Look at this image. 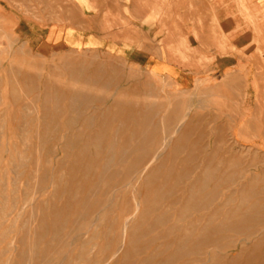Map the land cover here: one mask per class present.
<instances>
[{"label": "crops", "instance_id": "obj_1", "mask_svg": "<svg viewBox=\"0 0 264 264\" xmlns=\"http://www.w3.org/2000/svg\"><path fill=\"white\" fill-rule=\"evenodd\" d=\"M0 54L12 84L51 87L39 100L171 101L212 167L226 143L264 155V0H0Z\"/></svg>", "mask_w": 264, "mask_h": 264}, {"label": "rangeland", "instance_id": "obj_2", "mask_svg": "<svg viewBox=\"0 0 264 264\" xmlns=\"http://www.w3.org/2000/svg\"><path fill=\"white\" fill-rule=\"evenodd\" d=\"M6 58H7V56H6ZM7 75H8L7 74V59H5V55L0 54V219H1L0 220V222H1L0 223V225H1L0 226V237L2 239V240H0V264H17L18 262H19L18 264H23V263L24 264L25 263L30 264L32 260L33 261L31 264H42V261L45 262L46 264H60V263L61 264H74V263L75 264H78V263L79 264H82V263L83 264H94L97 261H99V263H101L105 259H107L109 256H111V253L113 251H115L120 246L119 236L113 237L111 239H108V238L104 239L105 236H103V235L105 232V226L103 225L104 223L102 221H100L101 217L103 215L102 212H103V208H104L103 207L104 202L106 201L105 195L111 196L114 193V190L113 191L111 189L105 190V189H103V185L101 184L102 182H99V183L97 182V184L95 185V188L92 192L93 197H91V195L89 196V193H90L89 190L90 189H87V187L89 188L88 181H85V182L81 181L80 182V181H78V179H77L78 182L74 181V179H71L73 177V175H71V173H69V172H66L65 170L68 171L70 169V166L73 167L71 163H74L76 160L81 161V162H85L88 159V158L87 159H79V158L74 157V155L78 151L82 150V147H83L82 145L86 144V142H84L85 141L84 138L83 139H77V138H75L76 135H79V133L83 135L84 133H82V132L85 131L86 129H88L87 130L88 132L94 129L92 132H95L96 130H98V128L101 127L103 130L110 131V135L112 138L116 137V139H119L117 136V131L121 130L123 128L122 124L120 123V120H123V119L125 120L126 118L129 119V123L127 126H124V128L127 130L129 129L130 131L135 132V139H136L135 141L137 142V140H138V142L136 144H138V147L140 146L139 148H137L138 150H136V154H138V156H137V158H135L136 156H134V157L124 158V159H120V158H116V157H113L115 159H113V158L107 159L108 161L110 160L113 163H114V161L115 162L125 161V163L127 162V164H124V165L120 164L121 166L119 164H115L114 166L111 165V167L113 166L112 169L118 170V169H121L124 167H130V164H128V163L136 161L137 159H138L137 162L143 163V162H147V161L151 160L152 158H154L153 156H158L160 159L158 158V159H156V161L160 160L158 162L163 163V164L167 163L164 166L166 173H163L161 175L158 174L157 175L158 180H156V182H153V184L151 185L152 189L150 186L149 194L151 195L152 199H154V196H152V195H159L160 194V192H158L159 186L161 184L160 181H162V180H160V178L163 177V178L169 179V181H168V184L170 183L168 185L169 187L178 186L177 181H176L178 178H182L183 180H186V181H184L186 184L183 182V180L181 181V183L179 185V187H180L179 190L177 188H176V190H174V189L172 190V192L170 194V196L172 194H174L171 196L172 198L169 196V199L167 197L166 200L165 199L161 200L160 197L158 196V197H156L157 206H155L154 204L149 206L150 218L152 220L156 219L159 216V214H161V215H163V214L167 215L168 214L167 216L168 217L170 216L171 218L169 217L168 221H166V223H164L166 226L164 224H163V226H161L162 224L158 225L156 229H153L151 232H149L147 234L148 237L143 236V238H142L143 240L139 243L140 245H139V250L137 253L138 256L136 255V257H135L136 262H138L139 260H141L142 258H144L146 256L153 254L157 250L160 243L163 242V240H160L159 233L164 232L163 230H165V228H167L166 230H168V228L171 225H175V224L179 227L181 225L182 226L199 225V223L203 222L201 218H203L205 216H209L211 214V211H215V209H219V210H223V211L229 210L231 208H232V210H236V207H237V209H239L240 208L239 204L242 201V196H244V195H247L248 198H249V196H254V198L250 197V199L248 200L250 202V204H252V202L254 203V201L259 200L258 201L259 203L258 204L256 203L257 205H255V209H257L258 207H259L258 209L261 208L263 210V214H264V155H259L257 153H249V152H246V154H244V152L238 153L237 149H235L234 147H232L228 143H226L225 144V147H226L225 153L221 154V155H216L214 157L215 158L214 161L215 162L218 161L219 164H221L222 166L219 164L214 166V167H212L210 164H207V166H206V163L212 162L211 151L209 150L207 152V150H206L207 145L203 142L200 135L193 134V133L186 135V132H184V130L186 128H184L182 130V127H179L178 123H176V121H175L176 119L173 120V118L170 117V114L172 113L171 105L173 104L171 101H152V102L151 101H144V100L143 101L142 100L133 101V96L131 95V89L130 88L128 89V87L124 88L123 95H118V96L115 95L114 93H104L102 91H99V90L94 91V89H92L91 94L88 91L86 96L84 94L81 95V97H87L88 100H84L82 102L76 103L74 106L75 109L69 110V108L66 109V106H69V104L72 103L69 100L63 101V105H62V103H60V105H58L59 102H62V101L39 100L42 98H48V97L52 98L53 97L51 95H45L44 94L47 89L51 88L50 86L40 85V84L36 85L34 87V92L30 93V92H27V88L25 86H22L19 83H17V80H16V82H14V84H12L11 82H13V80L11 78H7ZM49 81H52V80H49ZM61 88H66V87H61ZM81 90H83V89H81ZM56 97H58V96H56ZM68 97H73V96H68V94L62 96V98H68ZM60 98H61V96H60ZM116 98H123V104H124L123 110L120 109V107L117 108L118 102L115 100ZM135 102H137V104L139 106ZM43 105H46L47 107L49 106L48 109L46 111L40 110V109L38 110L37 107L43 106ZM135 105H136V107H135ZM91 106H93V107H91ZM152 106L153 107L155 106V107L153 108ZM129 107L130 108L132 107V109L130 110ZM30 108H32V109H30ZM81 108H82V110H81ZM114 108H117V109H114ZM157 109H158V111H157ZM144 110H145V112H144ZM96 111H98L99 116L97 115ZM131 111H133V112H131ZM103 113L104 114L108 113L111 115V117H112V123L111 124L112 125L108 124V125H106L107 127L105 125H103V123H102L103 119H104ZM34 114H36V115H34ZM54 114H55V116H53ZM63 114H64V116H63ZM86 114H87V116L89 115L88 118H90V119L87 118ZM138 114H140V115H138ZM37 115L39 116V118ZM96 115H97V117H96ZM48 116H50V117H48ZM67 116H69V117H67ZM116 117H117V119H116ZM140 117H142V118L140 119ZM95 118H98V119L96 120ZM91 119H93V120H91ZM160 119H162V120H160ZM140 120H142L141 123H140ZM164 121H165V123H164ZM169 121H171V122H169ZM145 122L147 123V125ZM162 122H163V124H162ZM168 122H169V125H168ZM86 123H89V124L85 125ZM153 123H154V125H152ZM171 123L173 126H171ZM38 124H40V125H38ZM80 124H81V126H80ZM148 124L151 127H149ZM164 124H166V125H164ZM104 126H105V128H104ZM111 126H113V127H111ZM142 126H143V128H141ZM166 126H168V127H166ZM169 126H171V127H169ZM175 127L178 129H176ZM90 128H92V129H90ZM156 128H158V129H156ZM39 129H40V131H42L41 133H37V131ZM142 129L145 132H143ZM72 130L74 133L72 132ZM148 130H149V132L146 133ZM177 130H179L180 132L179 131L177 132ZM193 130H195V129H193ZM141 131L143 132L144 135H142ZM172 132H174V133L172 134ZM92 134H94V133H92ZM170 134H172V135H170ZM65 135H66V137H67V135H69L70 139H69L68 143L70 145V148L72 147V149H70L68 152L70 156L68 155L67 157L66 156L64 157V155L62 154V151H61L62 145L65 144V142H66L62 136H65ZM129 135H131V132H130V134H128V136ZM160 135H161V137H160ZM142 136H145V137H142ZM198 137H199V139H198ZM39 138H40V140L42 139V142H40ZM45 138H46V140H48L47 141L48 143L45 141ZM174 138H177V139H174ZM163 139H165V140H163ZM179 139L180 140L183 139V140L181 142H179ZM158 140H159V142H158ZM43 142H45V143H43ZM195 142H197V143H195ZM142 146L144 148H142ZM93 148L94 147H92V149H91V152H92L91 156L93 158V161L97 162V163L102 162V161L106 162V158L98 157L96 154L97 151L95 150V148L94 149ZM38 149H40V150H38ZM92 150H94V151H92ZM190 150H192L193 153ZM227 151H228V155L226 154ZM237 153H238V156H237ZM170 154H171V156H170ZM29 155H30V157H29ZM160 155H162V156H160ZM193 155H194V157H193ZM196 155H198V156H196ZM184 156H186V157H184ZM224 156H226L227 158H225ZM41 157H42V159H41ZM162 157H164V159L168 158L167 159L168 161L166 159L164 160ZM235 157H236V159H238V161L240 163L235 159ZM95 158H96V160H94ZM37 159H39V161ZM126 159H127V161H126ZM228 159H230L233 162H230ZM64 161H65V163H64ZM179 163H184V164L187 163L188 167L187 166L182 167L183 170L181 172V170H180L181 167L178 165ZM238 163H239V165H237ZM192 164L194 166H192ZM39 165H40V167H39ZM117 165H119V166H117ZM23 166H25V167H23ZM36 166L38 167V169ZM99 166H100L99 164L94 165L93 168L96 171V173H94L92 177L95 179H101L104 177L105 178L106 177L112 178V179H114V181H110V184H112V185H116V184L118 185L119 183H121V181H119V179L125 178L126 176H127V178L128 177L139 178L138 174L130 176V175H126V174L123 175V174H120L118 172H114L110 175H104L103 176L101 174H97L100 170H102V168H104L103 166H100V168H99ZM21 167H22V169H21ZM61 167H64L65 169L62 171V170H60ZM97 167H98V169H97ZM23 168H25V169L23 170ZM35 168H36V170H35ZM83 168L85 169V168H87V166L82 165L81 170H83ZM224 168H225V170H224ZM39 170H40V172H39ZM207 170H208V173H205V171H207ZM233 170L235 173L233 172ZM223 171H224V173H223ZM24 172H26V173H24ZM45 172H46V174H43ZM229 172H231L232 174ZM47 173L48 174L50 173V174L48 175ZM117 173H118V175H117ZM176 173H177V175H174ZM76 174H75L76 177L82 176L81 173L77 172ZM119 174H120V176H119ZM202 174L204 175V178H203ZM113 175L115 178L113 177ZM239 175H241V176H239ZM36 176H37L38 180H37ZM189 176H190V178H189ZM117 177H118V179L116 180ZM210 177L211 178L213 177V180ZM16 178H18V179H16ZM66 178H68V179H66ZM207 178H209V179H207ZM29 179H31V181H29ZM39 179H40V181L41 180L42 181L40 182ZM46 179H47V182L49 181L48 183L46 182ZM54 179H62L61 181L59 180V184H58L57 188H59L60 190L58 189L57 194H55L56 188L52 187V183H53ZM204 179L205 180L207 179L206 180L207 183ZM229 179L231 180L232 183L230 182ZM233 179H234V181H232ZM70 180L72 182H70ZM195 180H198L199 183L201 184V185L198 184L199 185V192L200 193H201V191L204 192L203 197H204V195L206 196L205 199L207 200V203L203 206H199L197 204L198 203L197 202L194 205L188 207L189 211L185 214L186 215L185 218L179 220L178 218L181 216L180 212H181L182 208H184V206H183L184 196L187 195L189 185H191L192 182H194ZM31 182H33V184H31ZM125 182L126 181H123V184H125ZM135 182H136L135 184L138 187V189L143 186L142 181H135ZM226 182H228V183H226ZM252 182L254 184H252ZM81 183L84 185V188H83V185H80ZM211 183L213 184V186ZM219 183H220V185H219ZM35 184H36V186H35ZM38 185H39V187H38ZM72 185H73V187H72ZM156 185L158 188L156 187ZM32 186H34V187H32ZM202 186H204V187H202ZM207 186H209V187H207ZM28 187H29V190H28ZM40 187H42V188H40ZM62 187H63V189H62ZM70 187L72 188L73 191L70 190L71 189ZM75 187H77V188H75ZM212 187H214V188L212 189ZM228 187H229V189H228ZM241 187L243 188V190H241L242 189ZM201 188H202V190L200 191ZM217 188H219V189L221 188V189L216 190ZM239 188H241V189H239ZM78 189H80V190H78ZM156 189H157V191H156ZM69 190H70L71 194H70ZM42 191H43V193H42ZM214 191H216V192H214ZM84 192H85V194H84ZM86 192H87V194H86ZM123 192H125V193H123ZM126 192H128V191L125 188H123L122 193L124 196H125ZM208 192L210 195L208 194ZM217 192H219V194H217ZM74 193H75V195H74ZM141 193H142V195H141ZM146 193H147V189H145L143 186V188H141L139 190V194H140L139 199L141 201L143 200L142 198ZM215 194L219 195V196H216ZM230 194L231 195L233 194L232 196H234V197H232ZM78 195H80L81 197H79ZM86 195H87V198H86ZM127 195H128V193L126 194L125 199L127 198ZM239 195H241V196L239 197ZM66 196L67 197L69 196V197L67 198ZM74 196H76V198H77L76 200L82 199L84 201L85 200L88 201L89 200L88 196H89L91 198V202L94 203V205L92 207H88L87 208L88 210L83 205L80 206V208H79V206H76L77 208L75 207V208H72L71 210H67L68 212L65 215L64 220L61 222L60 227L56 229L53 226L54 224L52 222H50L51 228H49V230H47L46 233H48V235H46L44 237V238H47V239H45L46 241L44 239H43V241L38 240V238L36 237V234L34 235V233H36L38 226H39V222L36 220H38L40 217H42V214H44L43 211L44 212L50 211L53 207L52 202H54L55 200H56L55 202H57V204L62 205L66 201H69L70 199H71L70 201H72V198H75ZM181 196H183V198ZM53 197H54V199H53ZM203 197H199V199H197V201H199L200 199L202 200ZM61 199H63V200H61ZM180 200H181V202H180ZM42 201H43V204H42ZM173 201H175V202H173ZM178 201H179V203H178ZM261 201H262V203H261ZM225 202H228V204H229V202H231V203L233 202V203L232 204L230 203L228 206H225L224 205ZM174 203H176V204H174ZM237 204H238V206H237ZM46 205L47 206L49 205L47 207L48 209L46 208ZM169 205H171L172 208ZM33 206H35V207H33ZM94 206H95V208H94ZM37 207H38V209H37ZM153 207H154V209H153ZM42 208H43V210H42ZM155 209H156V211H155ZM193 209H195V211ZM241 209L242 210H248V209H250V206L248 204V205H245L244 207H242ZM74 210L77 212H74ZM163 211H164V213H163ZM29 212L31 213V216H29L30 215ZM78 213H79V215H76ZM5 214L7 215V217H5L6 216ZM80 214H82V215H80ZM173 214H175V215H173ZM33 216L34 217L36 216V220H34V224L32 223ZM74 216H76V217H74ZM70 218H71V220H70ZM25 220L27 221L26 223H25ZM199 220H201V221H199ZM2 221H3V223H2ZM28 221H30V223ZM91 221H92V223H91ZM170 221H171V223H170ZM183 221H185V222H183ZM93 222H94V224H93ZM98 222H100L101 224ZM67 223H68V229H66ZM74 223H75V225H74ZM23 224H25L26 226ZM28 224H29V226H28ZM84 224L85 225L87 224V225L85 226ZM119 225H120V223H119ZM81 226L82 227L84 226V227L81 228ZM262 226H264V222L256 224V227H258L259 229ZM28 227H31V228H28ZM52 227H53V229H52ZM24 229H26V230H24ZM117 230L119 231L120 228L117 227ZM65 231H66V233L64 234ZM61 232H62V234H61ZM100 232H102V235H99ZM86 233H87V235H85ZM181 233H182V231L177 232V234H179V235ZM49 234H51V235H49ZM5 235H7V236H5ZM15 235H16V238H15ZM27 235H28V237H26ZM84 235L86 237H84ZM24 236L26 237V239ZM66 236H68V237H66ZM224 236L225 237H223L219 241L223 246H225L227 248V250L223 253V255L232 258L235 255L239 254V252L242 248L241 245H243V244H238L237 246H233L234 242L238 241V235L234 232H228V233H225ZM95 237H97L98 239ZM228 237H230V238L227 239ZM156 238H157V240H156ZM35 239H37V240H35ZM22 240L25 242V245L21 244ZM50 240L53 241V242H51V244L49 242ZM158 240H160V241L158 242ZM255 240H256V238L250 237V238H247L244 241V243L246 242L248 244V243L254 242ZM63 241L64 242L66 241V243H64ZM109 241H111V243ZM12 242L14 245L13 248H11V245H10ZM44 242H45V244H44ZM147 242H149V243L146 244ZM156 242H158V243L156 244ZM229 242H231V243L229 244ZM107 243H108V245H107ZM151 243L152 244L154 243L153 245H155V246L153 247V245ZM40 244H41V246H40ZM95 244L96 245L99 244V248L102 249L101 253H99L98 252L99 250H97L99 248H96L95 251L93 250V247L95 246ZM22 245H23V248H22ZM34 245L36 247H34ZM37 245H39V247ZM142 245H143V247H142ZM4 246L6 248H4ZM24 246L25 247L27 246V247L25 248ZM47 246H48V248H47ZM105 246L109 247L108 251H105ZM30 248H31V250L34 249L33 250L34 253L33 254L28 253L29 256L26 254L25 257L26 258L28 257L27 258L28 260H26L24 257V254H19V253L24 251V249L30 250ZM37 248L40 250H38ZM143 248H144V250H142ZM79 249H80V251H79ZM4 250H5V252H4ZM49 250H50V252H49ZM18 251H20V252H18ZM54 251H55V253H53ZM68 252H69V254H68ZM3 253L4 254L7 253L6 256ZM46 253H48V254H46ZM165 253H168V254H165ZM165 253H164L165 255L164 254L161 255L162 256L161 258L165 259L169 255V252H165ZM66 254H68V255H66ZM78 254L80 255L79 257L81 260L79 259ZM10 255H12V256H10ZM33 255H35V256H33ZM8 256L12 262L8 259ZM20 256H22L24 261L22 260V258ZM48 257L51 260L48 259ZM71 257H72V259H70ZM101 257H103V258H101ZM200 257H201V255H199V256L198 255H191V256L187 257V259L188 258L189 259H199ZM86 259H87V261H86ZM44 260H46L47 262ZM176 262L177 263H175V264H181V263L183 264L184 263L183 260H178ZM45 263H43V264H45Z\"/></svg>", "mask_w": 264, "mask_h": 264}, {"label": "bare ground", "instance_id": "obj_3", "mask_svg": "<svg viewBox=\"0 0 264 264\" xmlns=\"http://www.w3.org/2000/svg\"><path fill=\"white\" fill-rule=\"evenodd\" d=\"M26 4V3H25ZM20 5H21V3H20ZM62 5V4H61ZM36 9V8H35ZM73 9V8H72ZM31 11V10H30ZM38 11V10H37ZM37 11H36V13H37ZM70 11V10H69ZM73 11V10H72ZM62 12V11H61ZM71 12V11H70ZM75 13V12H74ZM76 14V13H75ZM40 15V14H39ZM38 15V16H39ZM37 16V15H36ZM127 20V19H126ZM128 21V20H127ZM129 22V21H128ZM76 24V23H75ZM258 38V37H257ZM122 39H123V37H122ZM120 41V40H119ZM121 42V41H120ZM259 42V41H258ZM182 43H184V42H182ZM120 45V44H119ZM187 46V45H186ZM186 56V55H185ZM191 57V56H190ZM186 61H188V60H186ZM73 65V64H72ZM76 65V64H75ZM74 65V66H75ZM222 66V65H221ZM76 67V66H75ZM97 67V66H96ZM100 67V66H99ZM67 69H68V67H67ZM73 69V68H72ZM88 69V68H87ZM25 70V69H24ZM99 72V71H98ZM15 73V72H14ZM84 73V72H83ZM89 73V72H88ZM101 73V72H100ZM193 73V72H192ZM70 75V74H69ZM84 75H89V74H84ZM91 75V74H90ZM93 75V74H92ZM101 75V74H100ZM22 77V76H21ZM70 77H71V75H70ZM94 77V76H93ZM92 77V78H93ZM99 77V76H98ZM228 77V76H227ZM26 78H27V76H26ZM85 78V77H84ZM21 79H23V77L21 78ZM72 79H73V77H72ZM29 80V79H28ZM77 80V79H76ZM92 80V79H91ZM90 80V81H91ZM28 82V81H27ZM228 82V81H227ZM29 84V83H28ZM28 86H30V85H28ZM132 87V86H131ZM130 87V88H131ZM134 87V86H133ZM89 88H90V86H89ZM110 91H111V89H109ZM69 91H71V90H69ZM95 91V90H94ZM51 92V91H50ZM49 92V93H50ZM132 92V91H131ZM53 93V92H52ZM59 93V92H58ZM107 93H109V91L107 92ZM133 93V92H132ZM74 97H73V99L70 101V102H72L71 104H69V106H66V109H68L69 108V110L70 109H75L74 108V106H75V104L76 103H78V102H82V101H84L83 100V97H81V95L83 94V90H80V89H74ZM59 95H60V93H59ZM131 95H133V94H131ZM61 96V95H60ZM62 96H63V93H62ZM62 96H61V98H62ZM130 96V95H129ZM136 96V95H135ZM40 98V97H39ZM38 98V99H39ZM48 98H50V99H52L51 97H48ZM55 98V97H54ZM58 98V97H57ZM70 98H72V97H70ZM129 98V97H128ZM137 98V97H136ZM130 99V98H129ZM139 99H141V98H139ZM146 99V98H145ZM149 98H147V100H148ZM44 100V99H43ZM55 100H56V98H55ZM59 101L61 100L60 98L58 99ZM105 100V99H104ZM133 100H135V99H133ZM45 101H48V99L47 100H45ZM52 101V100H51ZM151 102H152V100H150ZM37 102V101H36ZM69 102V103H70ZM50 103V102H49ZM60 103H62V105H63V101L62 102H59V104L58 105H60ZM136 104H137V102H135ZM134 103V104H135ZM139 103V102H138ZM133 104V105H134ZM152 104V103H151ZM51 105V104H50ZM138 105V104H137ZM147 105V104H146ZM155 105V104H154ZM38 106V105H37ZM85 106V105H84ZM139 106V105H138ZM143 106V105H142ZM49 107V106H48ZM48 107L46 106V105H43V106H39V107H37L38 108V110L40 109V110H44V111H46L47 109H48ZM62 107V106H61ZM91 107H93V106H91ZM97 107V106H96ZM120 107V109H124V104H123V101H118V103H117V108H119ZM135 107H136V105H135ZM144 107V106H143ZM153 107V106H152ZM155 107V106H154ZM153 107V108H154ZM60 108V107H59ZM100 108V107H99ZM106 108V107H105ZM104 108V109H105ZM117 108H114V109H117ZM130 108V107H129ZM128 108V109H129ZM146 108V107H145ZM158 108V107H157ZM30 109H32V108H30ZM103 109V108H102ZM101 109V110H102ZM132 109V107L130 108V110ZM147 109V108H146ZM37 110V111H38ZM81 110H82V108H81ZM80 110V111H81ZM89 110V109H88ZM98 110V109H97ZM142 110V109H141ZM154 110V109H153ZM72 111V110H71ZM95 111V110H94ZM115 111V110H114ZM117 111V110H116ZM157 111H158V109H157ZM36 112V111H35ZM53 112V111H52ZM51 112V113H52ZM62 112V111H61ZM70 112V111H69ZM97 112V115H98V111H96ZM126 112V111H125ZM131 112H133V111H131ZM144 112H145V110H144ZM143 112V113H144ZM150 112V111H149ZM167 112V111H166ZM196 112V111H195ZM38 113V112H37ZM64 113V112H63ZM119 113V112H118ZM137 113V112H136ZM69 114V113H68ZM94 114V113H93ZM104 114V113H103ZM149 114V113H148ZM162 114V113H161ZM34 115H36V114H34ZM43 115V114H42ZM52 115V114H51ZM97 115H96V117H97ZM127 115V114H126ZM125 115V116H126ZM138 115H140V114H138ZM146 115V114H145ZM166 115V114H165ZM38 116V115H37ZM53 116H55V114L53 115ZM52 116V117H53ZM63 116H64V114H63ZM62 116V117H63ZM74 116V115H73ZM86 116H87V114H86ZM89 116V115H88ZM88 116H87V118H88ZM99 116V115H98ZM117 116V115H116ZM143 116V115H142ZM172 116V115H171ZM183 116V115H182ZM42 117V116H41ZM48 117H50V116H48ZM67 117H69V116H67ZM94 117V116H93ZM103 117H104V119H103V125H108V124H110V125H112L111 123H112V117H111V115L110 114H104L103 115ZM115 117V116H114ZM139 117V116H138ZM146 117V116H145ZM164 117V116H163ZM166 117V116H165ZM172 117H174V116H172ZM186 117V116H185ZM193 117V116H192ZM38 118H39V116H38ZM99 118V117H98ZM98 118H95L96 120L98 119ZM136 118V117H135ZM142 117H140V119H141ZM148 118V117H147ZM157 118V117H156ZM176 118V117H175ZM182 118H184V117H182ZM181 118V119H182ZM49 119V118H48ZM74 119V118H73ZM85 119V118H84ZM88 119H90V118H88ZM116 119H117V117H116ZM171 119V118H170ZM190 119V118H189ZM38 120V119H37ZM42 120V119H41ZM82 120V119H81ZM91 120H93V119H91ZM138 120V119H137ZM136 120V121H137ZM146 120V119H145ZM156 120V119H155ZM160 120H162V119H160ZM172 120V119H171ZM174 120V119H173ZM172 120V121H173ZM184 120V119H183ZM182 120V121H183ZM192 120H193V118H192ZM51 121V120H50ZM88 121V120H87ZM141 121L142 120H140V123H141ZM154 121V120H153ZM188 121V120H187ZM40 122V121H39ZM133 122V121H132ZM169 122H171V121H169ZM169 122H168V125H169ZM42 123V122H41ZM49 123V122H48ZM79 123V122H78ZM93 123V122H92ZM120 123L122 124V126H123V128L121 129V130H118L117 131V136H118V138L119 139H116V137L115 138H112L111 137V135H110V131H108V130H103L101 127L100 128H98V130H96L95 132H92L93 130H91V131H87L88 129H84L85 131H83L82 133H84L83 135L82 134H80L79 133V135H76L75 136V138H77V139H85V141L84 142H86V144L85 145H82L81 147H82V150L81 151H78L75 155H74V157H76V158H79V159H87L85 162H81V161H75L74 163H71L72 164V166L73 167H71L70 166V169L67 171V170H65L66 172H69V173H71V175H73V177L71 178V179H74V181H77V179H78V181H82V182H85V181H88V184H89V188L87 187V189H90L89 190V196L91 195V197H93L92 196V192H93V190H94V188H95V185L97 184V182L99 183V182H102L101 184L103 185V189H107V190H109V189H111L112 191L114 190V193L111 195V196H108V195H105V197H106V201L104 202V208H103V212H102V217H101V220L100 221H102L104 224V226H105V232H104V235L103 236H105L104 237V239L105 238H108V239H111V238H113V237H117V236H119V238H120V240H119V242H120V246L115 250V251H113L112 253H111V256H109L107 259H105L103 262H101V263H99V261H97V262H95L94 264H175V263H177L176 261H178V260H183L184 261V263L183 264H264V226H262V227H260V229L258 228V227H256V224H258V223H263L264 222V214H263V210L260 208V209H255V205H257L259 202V200L258 201H254V203L252 202V204H250V202L248 201L249 199H250V197H252V198H254V196H249V198H248V196L247 195H244V196H242V201L240 202V204H239V206H240V208L239 209H237V207H236V210H232V208L231 209H229V210H226V211H223V210H219V209H215V211H211V214L209 215V216H205V217H203V218H201L202 219V221L203 222H201V223H199V225H187V226H177L176 224L175 225H171L169 228H168V230H166L167 228H165V230H163L164 232H160L159 233V235H160V240H163V242L162 243H160V245L158 246V248H157V250L153 253V254H151V255H149V256H146V257H144V258H142L141 260H139L138 262H136V260H135V257H136V255H137V253H138V250H139V243L143 240L142 238H143V236H147V234L149 233V232H151L153 229H156L157 228V226L158 225H161V226H163V224L164 223H166V221H168V219H169V217L166 215V214H163V215H161V214H159V216L156 218V219H151L150 218V209H149V206L150 205H152V204H154L155 206H157V202H156V197H160V199L162 200V199H165L166 200V198L168 197V199H169V196H170V194H171V192H172V190L174 189V190H176V188L179 190L180 189V187H179V185H180V183H181V181L183 180L182 178H178L176 181H177V184H178V186H171V187H169L168 185L170 184H168V181H169V179H166V178H160V180H162V181H160L161 182V184H160V186H159V191L158 192H160V194L159 195H152V196H154V199H152L151 198V195L149 194V189H150V186L153 184V182H156V180H158L157 179V175L159 174V175H161V174H163V173H166V170H165V165L167 164V163H165V164H163V163H160V162H158V161H160V160H158V161H156V159H158L159 157L158 156H153L154 158H152L151 160H149V161H147V162H143V163H140V162H137V160L136 161H133V162H130V163H128V164H130V167H124V168H121V169H118V170H113L112 168H113V166L115 165V164H121V165H124V164H127V162L125 163V161H121V162H115L114 161V163L112 162V161H108L107 159H111V158H113V157H116V158H120V159H124V158H129V157H134V156H136L135 158H137V156H138V154H136V150H138L137 148H139L138 147V144H136L137 142H138V140H137V142L135 141L136 139H135V132L134 131H130L129 129V131L127 130V129H125L124 128V126H127L128 125V123H129V119L128 118H126L125 120L123 119V120H120ZM146 123V122H145ZM164 123H165V121H164ZM173 123V122H172ZM172 123H171V126H173L172 125ZM176 123H178V122H176ZM193 123V122H192ZM65 124V123H64ZM87 124H89V123H86L85 125H87ZM95 124V123H94ZM133 124V123H132ZM162 124H163V122H162ZM174 124V123H173ZM179 124V123H178ZM197 124V123H196ZM38 125H40V124H38ZM101 125V124H100ZM99 125V126H100ZM143 125V124H142ZM146 125H147V123H146ZM149 125V124H148ZM152 125H154V123L152 124ZM164 125H166V124H164ZM181 125V124H180ZM80 126H81V124H80ZM105 126H104V128H105ZM117 126V125H116ZM144 126V125H143ZM143 126L141 127V128H143ZM171 126H169V127H171ZM195 126V125H194ZM65 127V126H64ZM98 127V126H97ZM107 127V126H106ZM111 127H113V126H111ZM121 127V126H120ZM130 127V126H129ZM135 127V126H134ZM149 127H151L150 125H149ZM157 127V126H156ZM166 127H168V126H166ZM179 127H181V126H179ZM184 128H186L185 126H183ZM68 128V127H67ZM176 128V127H175ZM191 128V127H190ZM194 128V127H193ZM90 129H92V128H90ZM138 129V128H137ZM156 129H158V128H156ZM165 129V128H164ZM172 129V128H171ZM176 129H178V128H176ZM188 129V128H187ZM186 129V130H187ZM48 130V129H47ZM67 130V129H66ZM81 130V129H80ZM110 130V129H109ZM143 130V129H142ZM146 130V129H145ZM153 130V129H152ZM190 130V129H189ZM36 131V130H35ZM139 131V130H138ZM158 131V130H157ZM176 131V130H175ZM179 130H177V132H178ZM182 131V130H181ZM188 131V130H187ZM219 131V130H218ZM42 131H40V129L37 131V133H41ZM53 132V131H52ZM55 132V131H54ZM62 132V131H61ZM71 132V131H70ZM72 132H73V130H72ZM78 132V131H77ZM130 132H131V135H129L128 136V134H130ZM142 132V131H141ZM140 132V133H141ZM143 132H145L144 130H143ZM143 132H142V135H144L143 134ZM149 132V130L146 132V133H148ZM156 132V131H155ZM180 132V131H179ZM193 132V131H192ZM64 133V132H63ZM74 133V132H73ZM92 133H94V134H92ZM174 132H172V134H173ZM60 134V133H59ZM127 134V135H126ZM157 134V133H156ZM172 134H170V135H172ZM221 134V133H220ZM48 135V134H47ZM147 135V134H146ZM163 135V134H162ZM181 135V134H180ZM187 135V134H186ZM113 136V135H112ZM131 136V137H130ZM140 136V135H139ZM149 136V135H148ZM185 136V135H184ZM64 139H65V144H63L62 145V147H61V151H62V154L64 155V157L66 156H68L69 155V150L70 149H72V147L70 148V145H69V143H68V141H69V139H70V137H69V135H67V137H66V135L65 136H62ZM142 137H145V136H142ZM160 137H161V135H160ZM173 137V136H172ZM177 137V136H176ZM32 138V137H31ZM34 138V137H33ZM36 138V137H35ZM48 138V137H47ZM50 138V137H49ZM140 138V137H139ZM185 138V137H184ZM183 138V139H184ZM219 138H223V137H219ZM60 139V138H59ZM142 139V138H141ZM140 139V140H141ZM162 139V138H161ZM174 139H177V138H174ZM182 139V140H183ZM199 139V138H198ZM220 139V140H221ZM27 140V139H26ZM39 140H40V138H39ZM58 140V139H57ZM139 140V141H140ZM163 140H165V139H163ZM182 140H180L179 139V142H181ZM187 140V139H186ZM190 140V139H189ZM218 140V139H217ZM45 141L47 142L48 140H46V138H45ZM223 141H225V139H223ZM40 142H42V139L40 140ZM82 142V141H81ZM158 142H159V140H158ZM162 142V141H161ZM220 142V141H219ZM222 142V141H221ZM43 143H45V142H43ZM42 143V144H43ZM48 143V142H47ZM165 143V142H164ZM186 143V142H185ZM195 143H197V142H195ZM41 144V145H42ZM74 144V143H73ZM82 144V143H81ZM216 144V143H215ZM220 144H222V143H220ZM224 144V143H223ZM222 144V145H223ZM148 145V144H147ZM164 145V144H163ZM198 145V144H197ZM234 145H236V144H234ZM45 146V145H44ZM59 146V145H58ZM61 146V145H60ZM180 146V145H179ZM216 146V145H215ZM80 147V146H79ZM92 147H94L95 148V150L97 151L96 152V154H97V156L98 157H103V158H106V162H94L93 161V158H92V156H91V149H92ZM165 147V146H164ZM203 147V146H202ZM224 147V146H223ZM93 148V149H94ZM142 148H144L143 146H142ZM175 148V147H174ZM33 149V148H32ZM147 149V148H146ZM180 149V148H179ZM178 149V150H179ZM231 149V148H230ZM233 149V148H232ZM243 149V148H242ZM38 150H40V149H38ZM60 150V149H59ZM171 150V149H170ZM245 150V149H244ZM92 151H94V150H92ZM165 151V150H164ZM174 151V150H173ZM192 153H193V151L192 150H190ZM215 151V150H214ZM213 151V152H214ZM243 151V150H242ZM248 151V150H247ZM71 152V151H70ZM159 152V151H158ZM219 152V151H218ZM233 152V151H232ZM231 152V153H232ZM241 152V151H240ZM41 153V152H40ZM94 153V152H93ZM161 153V152H160ZM175 153V152H174ZM239 153V152H238ZM238 153H237V156H238ZM202 154V153H201ZM227 155H228V151H227V153H226ZM234 154V153H233ZM244 154H246L245 152H244ZM42 155V154H41ZM40 155V156H41ZM155 155V154H154ZM169 155V154H168ZM192 155V154H191ZM205 155V154H204ZM210 155V154H209ZM241 155V154H240ZM70 156V155H69ZM160 156H162V155H160ZM170 156H171V154H170ZM196 156H198V155H196ZM244 156V155H243ZM25 157V156H24ZM27 157V156H26ZM29 157H30V155H29ZM174 157V156H173ZM178 157V156H177ZM181 157V156H180ZM179 157V158H180ZM184 157H186V156H184ZM183 157V158H184ZM193 157H194V155H193ZM208 157V156H207ZM225 158H227L226 156H224ZM234 157V156H233ZM44 158V157H43ZM163 159H164V157H162ZM170 158V157H169ZM198 158V157H197ZM41 159H42V157H41ZM69 159V158H68ZM113 159H115V158H113ZM145 159V158H144ZM160 159V158H159ZM166 159V158H165ZM164 159V160H165ZM168 159V158H167ZM166 159V160H167ZM196 159V158H195ZM218 159V158H217ZM231 159V158H230ZM230 159H228L230 162H233V161H231ZM235 159H236V157H235ZM38 161H39V159H37ZM94 160H96V158L94 159ZM99 160V159H98ZM135 160V159H134ZM171 160V159H170ZM203 160V159H202ZM237 161H238V159H236ZM51 161V160H50ZM84 161V160H83ZM126 161H127V159H126ZM168 161V160H167ZM195 161V160H194ZM198 161V160H197ZM62 162V161H61ZM67 162V161H66ZM173 162V161H172ZM214 162V161H213ZM239 162V161H238ZM37 163V162H36ZM60 163V162H59ZM64 163H65V161H64ZM68 163V162H67ZM66 163V164H67ZM170 163V162H169ZM177 163V162H176ZM202 163V162H201ZM219 163V162H218ZM217 163V164H218ZM240 163V162H239ZM239 163L237 164V165H239ZM40 164V163H39ZM42 164V163H41ZM97 164H99L100 166H103L104 168H102V170H100L97 174H101V175H110V174H112V173H114V172H118V173H120V174H123V175H135V174H138V176H139V178H134V177H128L127 178V176L125 177V178H121V179H119V181H121V183H119L118 185L116 184V185H112V184H110V181H114V179H112V178H108V177H104V178H101V179H95V178H93L92 176H93V174L94 173H96V171L94 170V165H97ZM194 164V163H193ZM192 164V166H194ZM197 164V163H196ZM195 164V165H196ZM200 164V163H199ZM214 164V163H213ZM23 165V164H22ZM21 165V166H22ZM36 165V164H35ZM61 165V164H60ZM82 165H86L87 166V168H83V170H81V166ZM111 165H113L112 167H111ZM119 165H117V166H119ZM120 165V166H121ZM173 165V164H172ZM181 168H180V170H181V172H182V167H184V166H187L188 167V164L186 163V164H184V163H179L178 164ZM216 165V164H215ZM219 165H221V164H219ZM38 166V165H37ZM36 166V167H37ZM100 166H99V168H100ZM206 166H207V164H206ZM222 166V165H221ZM23 167H25V166H23ZM39 167H40V165H39ZM42 167V166H41ZM45 167V166H44ZM66 167V166H65ZM168 167V166H167ZM171 167V166H170ZM201 167V166H200ZM233 167V166H232ZM176 168V167H175ZM190 168V167H189ZM227 168V167H226ZM230 168V167H229ZM21 169H22V167H21ZM25 168H23V170H24ZM37 169H38V167H37ZM49 169V168H48ZM58 169V168H57ZM65 168L64 167H61L60 168V170H64ZM97 169H98V167H97ZM179 169V168H178ZM228 169V168H227ZM231 169V168H230ZM229 169V170H230ZM11 170V169H10ZM15 170V169H14ZM35 170H36V168H35ZM47 170V169H46ZM224 170H225V168H224ZM235 170V169H234ZM234 170H233V172H234ZM26 171V170H25ZM57 171V170H56ZM190 171V170H189ZM14 172V171H13ZM16 172V171H15ZM39 172H40V170H39ZM49 172V171H48ZM81 173V175L82 176H80V177H76V173ZM179 172V171H178ZM220 172V171H219ZM218 172V173H219ZM227 172V171H226ZM232 172V171H231ZM231 172H229V173H231ZM232 172V173H233ZM238 172V171H237ZM19 173V172H18ZM24 173H26V172H24ZM23 173V174H24ZM118 173H117V175H118ZM170 173V172H169ZM173 173V172H172ZM191 173V172H190ZM205 173H208V170L207 171H205ZM223 173H224V171H223ZM228 173V174H229ZM231 173V174H232ZM235 173V172H234ZM246 173V172H245ZM17 174V173H16ZM43 174H46V172L45 173H43ZM42 174V175H43ZM48 174V173H47ZM50 174V173H49ZM48 174V175H49ZM76 174V175H75ZM120 174H119V176H120ZM179 174V173H178ZM222 174V173H221ZM239 174V173H238ZM22 175V174H21ZM35 175V174H34ZM55 175V174H54ZM174 175H177V173L176 174H174ZM244 175V174H243ZM23 176V175H22ZM46 176V175H45ZM202 176H203V178H204V175L202 174ZM230 176V175H229ZM239 176H241V175H239ZM18 177V176H17ZM113 177H114V175H113ZM233 177V176H232ZM231 177V178H232ZM23 178V177H22ZM36 178H37V176H36ZM97 178V177H96ZM99 178V177H98ZM115 178V177H114ZM173 178V177H172ZM189 178H190V176H189ZM199 178V177H198ZM211 178V177H210ZM261 178V177H260ZM16 179H18V178H16ZM42 179V178H41ZM49 179V178H48ZM66 179H68V178H66ZM118 179V177L116 178V180ZM207 179H209V178H207ZM206 179V180H207ZM212 180H213V177L211 178ZM220 179V178H219ZM226 179V178H225ZM262 179V178H261ZM37 180H38V178H37ZM59 180L61 181L62 179H54V181H53V183H52V187H55L56 188V190H55V194H57L58 193V189L59 188H57L58 187V184H59ZM202 180V179H201ZM205 180V179H204ZM205 180V181H206ZM230 180V179H229ZM13 181V180H12ZM29 181H31V179H29ZM39 181H40V179H39ZM42 181V180H41ZM40 181V182H41ZM65 181V180H64ZM77 181V182H78ZM118 181V182H119ZM123 181H126L125 182V184H123ZM135 181H142L143 182V186H144V188L145 189H147V193L143 196V200L141 201L139 198V196H140V194H139V190L141 189V188H143V186L141 187V188H139L138 189V187L136 186V182ZM172 181V180H171ZM184 181H186V180H183V182ZM215 181V180H214ZM232 181H234V179L232 180ZM45 182V181H44ZM46 182H47V179H46ZM49 182V181H48ZM47 182V183H48ZM70 182H72L71 180H70ZM158 182V181H157ZM230 182H231V180H230ZM51 183V182H50ZM63 183V182H62ZM87 183V182H86ZM185 183V182H184ZM183 183V184H184ZM205 183V182H204ZM206 183H207V181H206ZM209 183V182H208ZM213 183V182H212ZM211 183V184H212ZM226 183H228V182H226ZM232 183V182H231ZM230 183V184H231ZM257 183V182H256ZM31 184H33V182H31ZM39 184V183H38ZM73 184V183H72ZM85 184V183H84ZM100 184V185H101ZM172 184V183H171ZM176 184V185H177ZM186 184V183H185ZM198 184H200L199 183V181L198 180H195L194 182H192V184L191 185H189V188H188V191H187V195L186 196H184V200H183V206H184V208H182V210H181V212H180V214H181V216L178 218L179 220L180 219H184L185 218V214L189 211V209H188V207H190V206H192V205H194L195 203H197L199 206H203V205H205L206 203H207V200L205 199L206 198V196L204 195V197H203V191H201L202 190V188L200 189V191H201V193L199 192V185ZM224 184V183H223ZM252 184H254L253 182H252ZM258 184V183H257ZM65 185V184H64ZM74 185V184H73ZM73 185H72V187H73ZM77 185V184H76ZM80 185H83L82 183L80 184ZM140 185V184H139ZM138 185V186H139ZM182 185V184H181ZM201 185V184H200ZM207 185V184H206ZM218 185V184H217ZM219 185H220V183H219ZM240 185V184H239ZM27 186V185H26ZM35 186H36V184H35ZM87 186V185H86ZM155 186V185H154ZM212 186H213V184H212ZM227 186V185H226ZM254 186V185H253ZM32 187H34V186H32ZM38 187H39V185H38ZM51 187V186H50ZM64 187V186H63ZM63 187H62V189H63ZM80 187V186H79ZM101 187V186H100ZM156 187H157V185H156ZM202 187H204V186H202ZM207 187H209V186H207ZM219 187V186H218ZM248 187V186H247ZM258 187V186H257ZM40 188H42V187H40ZM49 188V187H48ZM71 188V187H70ZM69 188V189H70ZM75 188H77V187H75ZM83 188H84V185H83ZM99 188V187H98ZM123 188H125L128 192H126V194L128 193V195H127V198L125 199V197H126V194H125V196L123 195V193H125V192H123L122 193V191H123ZM154 188V187H153ZM158 188V187H157ZM214 187H212V189H213ZM242 188V187H241ZM241 188H239V189H241ZM36 189V188H35ZM45 189V188H44ZM151 189H152V186H151ZM210 189V188H209ZM219 188H217L216 190H218ZM221 189V188H220ZM219 189V190H220ZM228 189H229V187H228ZM17 190V189H16ZM28 190H29V187H28ZM60 190V189H59ZM70 190H72V188L70 189ZM70 190H69V192H70ZM77 190V189H76ZM78 190H80V189H78ZM82 190V189H81ZM99 190V189H98ZM205 190V189H204ZM241 190H243V188L241 189ZM250 190V189H249ZM14 191V190H13ZM45 191V190H44ZM73 191V190H72ZM86 191V190H85ZM97 191V190H96ZM142 191V190H141ZM140 191V192H141ZM144 191V190H143ZM156 191H157V189H156ZM240 191V190H239ZM256 191V190H255ZM100 192V191H99ZM157 192V193H158ZM174 192V191H173ZM211 192V191H210ZM214 192H216V191H214ZM242 192V191H241ZM254 192V191H253ZM42 193H43V191H42ZM97 193V192H96ZM111 193V192H110ZM109 193V194H110ZM177 193V192H176ZM175 193V194H176ZM206 193V192H205ZM239 193V192H238ZM62 194V193H61ZM70 194H71V192H70ZM78 194V193H77ZM80 194V193H79ZM83 194V193H82ZM84 194H85V192H84ZM86 194H87V192H86ZM95 194V193H94ZM99 194V193H98ZM105 194V193H104ZM103 194V195H104ZM144 194V193H143ZM208 194H209V192H208ZM217 194H219V192H217ZM236 194V193H235ZM241 194V193H240ZM246 194V193H245ZM37 195V194H36ZM47 195V194H46ZM69 195V194H68ZM74 195H75V193H74ZM141 195H142V193H141ZM172 195H174V194H172ZM171 195V196H172ZM210 195V194H209ZM213 195V194H212ZM216 195V194H215ZM231 195V194H230ZM233 195V194H232ZM231 195V196H232ZM258 195V194H257ZM263 195V194H262ZM79 197H81L80 195H78ZM83 196V195H82ZM88 196V198H89V200L87 201V200H82V199H78V200H76L77 198H76V196H74L75 198H72V201H66L64 204H62V205H59V204H57V202H52V204H53V207H52V209L50 210V211H48V212H44L43 211V213L44 214H42V217H40L38 220H36V216L34 217L33 216V221H32V223L34 224V220H36V221H38L39 222V226H38V229H37V231H36V233H34V235L36 234V237L38 238V240H42L43 241V239L45 240V239H47V238H44L46 235H48V233H46L47 232V230H49V228H51V223L50 222H52L54 225V227L57 229V228H59L60 227V224H61V222L64 220V218H65V215L67 214V210H71L72 208H75L76 206H79V208H80V206H84L86 209L88 208V207H92L93 205H94V203H92L91 202V198ZM98 196V195H97ZM170 196V197H171ZM216 196H219V195H216ZM237 196V195H236ZM241 195H239V197H240ZM7 197V196H6ZM5 197V198H6ZM36 197V196H35ZM67 197V196H66ZM69 197V196H68ZM67 197V198H68ZM142 197V196H141ZM182 198H183V196H181ZM199 197H203L202 198V200L199 202V201H197V199H199ZM229 197V196H228ZM232 197H234V196H232ZM4 198V199H5ZM38 198V197H37ZM86 198H87V195H86ZM172 198V197H171ZM179 198V197H178ZM256 198V197H255ZM258 198V197H257ZM263 198V197H262ZM34 199V198H33ZM39 199V198H38ZM51 199V198H50ZM53 199H54V197H53ZM99 199V198H98ZM101 199V198H100ZM208 199V198H207ZM214 199V198H213ZM212 199V200H213ZM236 199V198H235ZM238 199V198H237ZM259 199V198H258ZM37 200V199H36ZM45 200V199H44ZM61 200H63V199H61ZM160 200V201H161ZM182 200V199H181ZM181 200H180V202H181ZM233 200V199H232ZM241 200V199H240ZM34 201V200H33ZM176 201V200H175ZM175 201H173V202H175ZM216 201V200H215ZM238 201V200H237ZM16 202V201H15ZM31 202V201H30ZM20 203V202H19ZM18 203V204H19ZM37 203V202H36ZM48 203V202H47ZM60 203V202H59ZM97 203V202H96ZM178 203H179V201H178ZM231 202H229V204H230ZM233 203V202H232ZM231 203V204H232ZM257 203V204H256ZM261 203H262V201H261ZM260 203V204H261ZM42 204H43V201H42ZM51 204V205H52ZM174 204H176V203H174ZM173 204V205H174ZM228 204V202H225V206H228L229 205ZM249 204V206H250V209H248V210H242L241 208L242 207H244L245 205H248ZM17 205V204H16ZM262 205V204H261ZM18 206V205H17ZM38 206V205H37ZM49 206V205H48ZM47 205H46V208L48 207ZM96 206V205H95ZM95 206H94V208H95ZM169 206H171V205H169ZM212 206V205H211ZM223 206V205H222ZM237 206H238V204H237ZM242 206V207H241ZM14 207V206H13ZM33 207H35V206H33ZM51 207V206H50ZM83 207V208H84ZM196 207V206H195ZM234 207V206H233ZM247 207V206H246ZM261 207V206H260ZM29 208V207H28ZM77 208V207H76ZM156 208V207H155ZM161 208V207H160ZM171 208H172V206H171ZM181 208V207H180ZM227 208V207H226ZM3 209V208H2ZM37 209H38V207H37ZM48 209V208H47ZM153 209H154V207H153ZM157 209V208H156ZM156 209H155V211H156ZM167 209V208H166ZM176 209V208H175ZM209 209V208H208ZM246 209V208H245ZM42 210H43V208H42ZM88 210V209H87ZM115 210V211H114ZM171 210V209H170ZM194 211H195V209H193ZM32 211V210H31ZM30 211V212H31ZM97 211V210H96ZM95 211V212H96ZM158 211V210H157ZM6 212V211H5ZM29 212V213H30ZM74 212H77V211H75L74 210ZM159 212V211H158ZM42 213V212H41ZM40 213V214H41ZM163 213H164V211H163ZM176 213V212H175ZM202 213V212H201ZM4 214V213H3ZM35 214V213H34ZM179 214V213H178ZM6 215V214H5ZM70 215V214H69ZM76 215H79V213L78 214H76ZM80 215H82V214H80ZM158 215V214H157ZM161 215V216H160ZM173 215H175V214H173ZM29 216H31V213H30V215ZM39 216V215H38ZM5 217H7V215L5 216ZM9 217V216H8ZM68 217V216H67ZM70 217V216H69ZM74 217H76V216H74ZM79 217V216H78ZM96 217V216H95ZM171 218V217H170ZM190 218V217H189ZM193 218V217H192ZM16 219V218H15ZM19 219V218H18ZM27 219V218H26ZM177 219V220H178ZM1 220V219H0ZM28 220V219H27ZM70 220H71V218H70ZM94 220V219H93ZM171 220V219H170ZM18 221V220H17ZM16 221V222H17ZM78 221V220H77ZM199 221H201V220H199ZM15 222V223H16ZM27 221L25 220V223H26ZM29 223H30V221H28ZM66 222V221H65ZM76 222V221H75ZM120 223V225H119V223ZM183 222H185V221H183ZM194 222V221H193ZM1 223V222H0ZM2 223H3V221H2ZM77 223V222H76ZM91 223H92V221H91ZM98 223H100V222H98ZM118 223V224H117ZM170 223H171V221H170ZM181 223V222H180ZM190 223V222H189ZM197 223V222H196ZM5 224V223H4ZM32 224V225H33ZM90 224V223H89ZM93 224H94V222H93ZM101 224V223H100ZM184 224V223H183ZM23 225H25V224H23ZM31 225V226H32ZM74 225H75V223H74ZM77 225V224H76ZM80 225V224H79ZM85 225V224H84ZM87 225V224H86ZM85 225V226H86ZM165 225V224H164ZM168 225V224H167ZM1 226V225H0ZM26 226V225H25ZM28 226H29V224H28ZM100 226V225H99ZM166 226V225H165ZM259 226V225H258ZM6 227V226H5ZM84 227V226H83ZM82 226H81V228H83ZM92 227V226H91ZM101 227V226H100ZM117 227L118 228H120V230L118 231L117 230ZM7 228V227H6ZM25 228V227H24ZM28 228H31V227H28ZM163 228V227H162ZM27 229V228H26ZM26 229H24V230H26ZM52 229H53V227H52ZM66 229H68V223H67V228ZM254 229V230H253ZM7 230V229H6ZM11 230V229H10ZM35 230V229H34ZM55 230V229H54ZM90 230V229H89ZM92 230V229H91ZM104 230V229H103ZM62 231V230H61ZM95 231V230H94ZM162 231V230H161ZM178 231H182V233L179 235V234H177V232ZM4 232V231H3ZM25 232V231H24ZM29 232V231H28ZM49 232V231H48ZM54 232V231H53ZM57 232V231H56ZM157 232V231H156ZM155 232V233H156ZM228 232H234V233H236L237 235H238V241H235L234 242V245L233 246H237L238 244H243V245H241L242 246V248H241V250H240V252H239V254H237V255H235L234 257H232V258H230V257H228V256H224L223 255V253L227 250V248L225 247V246H223L219 241H220V239H222L223 237H225L224 235H225V233H228ZM6 233V232H5ZM30 233V232H29ZM66 233V231L64 232V234ZM71 233V232H70ZM69 233V234H70ZM52 234V233H51ZM51 234H49V235H51ZM61 234H62V232H61ZM91 234V233H90ZM89 234V235H90ZM29 235V234H28ZM28 235L26 236V237H28ZM55 235V234H54ZM85 235H87V233L85 234ZM84 235V237H86ZM96 235V234H95ZM99 235H102V232H100V234ZM157 235V234H156ZM5 236H7V235H5ZM56 236V235H55ZM63 236V235H62ZM78 236V235H77ZM81 236V235H80ZM91 236V235H90ZM89 236V237H90ZM98 236V235H97ZM9 237V236H8ZM25 237V236H24ZM26 237H25V239H26ZM48 237V236H47ZM59 237V236H58ZM57 237V238H58ZM66 237H68V236H66ZM82 237V236H81ZM148 237V236H147ZM232 237V236H231ZM237 237V236H236ZM250 237H254V238H256V240L254 241V242H251V243H244V241L247 239V238H250ZM15 238H16V235H15ZM55 238V237H54ZM53 238V239H54ZM61 238V237H60ZM65 238V237H64ZM79 238V237H78ZM95 238H97V237H95ZM230 237H228L227 239H229ZM240 238V239H239ZM7 239V238H6ZM52 239V240H53ZM56 239V238H55ZM63 239V238H62ZM98 239V238H97ZM154 239V238H153ZM152 239V240H153ZM226 239V238H225ZM0 240H2L1 239V237H0ZM20 240V239H19ZM18 240V241H19ZM35 240H37V239H35ZM59 240V239H58ZM156 240H157V238H156ZM160 240H158V242L160 241ZM29 241V240H28ZM46 241V240H45ZM90 241V240H89ZM93 241V240H92ZM91 241V242H92ZM224 241V240H223ZM14 242V241H13ZM13 242L10 244L11 245V248H13ZM31 242V241H30ZM29 242V243H30ZM48 242V241H47ZM50 242V244H51V242H53V241H49ZM64 242V241H63ZM94 242V241H93ZM110 243H111V241H109ZM155 242V241H154ZM158 242H156V244L158 243ZM64 243H66V241L64 242ZM105 243V242H104ZM145 243V242H144ZM149 242H147L146 244H148ZM231 242H229V244H230ZM21 244H23V245H25V242L22 240L21 241ZM36 244V243H35ZM44 244H45V242H44ZM43 244V245H44ZM61 244V243H60ZM152 244V243H151ZM154 244V243H153ZM152 244V245H153ZM23 245H22V248H23ZM59 245V244H58ZM62 245V244H61ZM107 245H108V243H107ZM38 247H39V245H37ZM40 246H41V244H40ZM50 246V245H49ZM78 246V245H77ZM111 246V245H110ZM118 246V245H117ZM155 245H153V247H154ZM25 247V246H24ZM27 247V246H26ZM25 247V248H26ZM34 247H36L35 245H34ZM88 247V246H87ZM86 247V248H87ZM142 247H143V245H142ZM4 248H6L5 246H4ZM47 248H48V246H47ZM96 248H99V244H95V246L93 247V250L95 251L96 250ZM149 248V247H148ZM17 249V248H16ZM21 249V248H20ZM38 249V248H37ZM45 249V248H44ZM43 249V250H44ZM108 249H109V247L108 246H105V251H108ZM2 250V249H1ZM13 250V249H12ZM11 250V251H12ZM23 250V249H22ZM34 249H32L31 250V248H30V250H26V249H24V251H22L21 253H19V254H24V257L26 256V254L29 256V254L28 253H31V254H33L34 253V251H33ZM38 250H40V249H38ZM42 250V251H43ZM71 250V249H70ZM97 250H99L98 252L99 253H101L102 252V249L101 248H99V249H97ZM142 250H144V248L142 249ZM141 250V251H142ZM148 250V249H147ZM15 251V250H14ZM47 251V250H46ZM45 251V252H46ZM79 251H80V249H79ZM82 251V250H81ZM140 251V252H141ZM4 252H5V250H4ZM18 252H20V251H18ZM49 252H50V250H49ZM70 252V251H69ZM69 252H68V254H69ZM72 252V251H71ZM74 252V251H73ZM83 252V251H82ZM92 252V251H91ZM144 252V251H143ZM165 252H169V255L165 258V259H163V258H161L162 256V254H164ZM10 253V252H9ZM53 253H55V251L53 252ZM80 253V252H79ZM142 253V252H141ZM146 253V252H145ZM4 254V253H3ZM6 254L7 253H5L4 255L6 256ZM46 254H48V253H46ZM68 254H66V255H68ZM73 254V253H72ZM88 254V253H87ZM165 254H168V253H165ZM164 254V255H165ZM42 255V254H41ZM65 255V256H66ZM71 255V254H70ZM90 255V254H89ZM94 255V254H93ZM92 255V256H93ZM191 255H201V257L199 258V259H187V257H189V256H191ZM10 256H12V255H10ZM32 256V255H31ZM33 256H35V255H33ZM80 255L78 254V257H79ZM88 256V255H87ZM138 256V255H137ZM140 256V255H139ZM18 257V256H17ZM21 258H22V256H20ZM43 257V256H42ZM76 257V256H75ZM77 257V258H78ZM82 257V256H81ZM91 257V256H90ZM11 258V257H10ZM19 258V257H18ZM28 258V257H27ZM26 257H25V259L26 260H28ZM36 258V257H35ZM76 258V259H77ZM89 258V257H88ZM87 258V259H88ZM95 258V257H94ZM101 258H103V257H101ZM8 259H9V256H8ZM7 259V260H8ZM43 259V258H42ZM48 259H50L49 257H48ZM70 259H72V257L70 258ZM79 259H80V257H79ZM87 259H86V261H87ZM96 259V258H95ZM99 259V258H98ZM10 260V259H9ZM22 260H23V258H22ZM47 260V259H46ZM46 260H44V261H46ZM51 260V259H50ZM49 260V261H50ZM78 260V259H77ZM81 260V259H80ZM11 261V260H10ZM24 261V260H23ZM22 261V262H23ZM30 261V260H29ZM33 261V260H32ZM32 261H31V263H32ZM58 261V260H57ZM66 261V260H65ZM12 262V261H11ZM41 262V261H40ZM47 262V261H46ZM80 262V261H79ZM89 262V261H88ZM19 263V262H18ZM17 263V264H18ZM30 263V264H31ZM43 263H45V262H43L42 261V264ZM90 263V262H89ZM24 264V263H23ZM26 264V263H25ZM28 264V263H27ZM46 264V263H45ZM61 264V263H60ZM75 264V263H74ZM79 264V263H78ZM83 264V263H82ZM182 264V263H181Z\"/></svg>", "mask_w": 264, "mask_h": 264}]
</instances>
